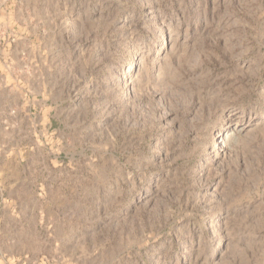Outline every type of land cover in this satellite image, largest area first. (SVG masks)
Returning a JSON list of instances; mask_svg holds the SVG:
<instances>
[{"label": "rangeland", "instance_id": "rangeland-1", "mask_svg": "<svg viewBox=\"0 0 264 264\" xmlns=\"http://www.w3.org/2000/svg\"><path fill=\"white\" fill-rule=\"evenodd\" d=\"M0 264H264V0H0Z\"/></svg>", "mask_w": 264, "mask_h": 264}]
</instances>
